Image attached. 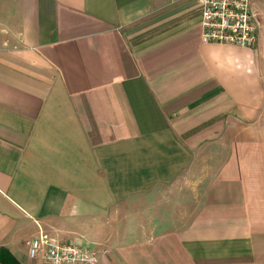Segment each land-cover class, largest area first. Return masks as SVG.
Masks as SVG:
<instances>
[{"label":"crops","instance_id":"0c3cea01","mask_svg":"<svg viewBox=\"0 0 264 264\" xmlns=\"http://www.w3.org/2000/svg\"><path fill=\"white\" fill-rule=\"evenodd\" d=\"M250 9L242 47L202 40L198 0H0V264H42L40 233L96 264H264Z\"/></svg>","mask_w":264,"mask_h":264},{"label":"built area","instance_id":"2783aa9c","mask_svg":"<svg viewBox=\"0 0 264 264\" xmlns=\"http://www.w3.org/2000/svg\"><path fill=\"white\" fill-rule=\"evenodd\" d=\"M201 4V37L204 42L254 47L257 25L251 0H198ZM28 256L42 264H96L97 254L75 243L58 242L40 233L27 242Z\"/></svg>","mask_w":264,"mask_h":264},{"label":"trees","instance_id":"16d2710c","mask_svg":"<svg viewBox=\"0 0 264 264\" xmlns=\"http://www.w3.org/2000/svg\"><path fill=\"white\" fill-rule=\"evenodd\" d=\"M2 254H3V251L1 252ZM6 255V256H5ZM4 256L9 260V261H11V262H14L13 261V258H12V256H11V254L7 251V250H5V252H4ZM3 258V257H2ZM5 262H6V264H10L8 261H6V260H4ZM13 264H17V263H13Z\"/></svg>","mask_w":264,"mask_h":264},{"label":"rangeland","instance_id":"374dc122","mask_svg":"<svg viewBox=\"0 0 264 264\" xmlns=\"http://www.w3.org/2000/svg\"><path fill=\"white\" fill-rule=\"evenodd\" d=\"M261 2H264V1L263 0H251L250 5L254 7V6H257V4H260Z\"/></svg>","mask_w":264,"mask_h":264}]
</instances>
